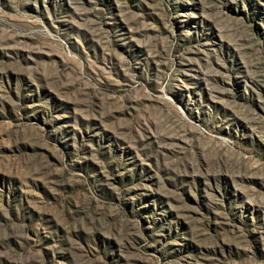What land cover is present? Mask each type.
I'll return each instance as SVG.
<instances>
[{
  "label": "rangeland",
  "instance_id": "374dc122",
  "mask_svg": "<svg viewBox=\"0 0 264 264\" xmlns=\"http://www.w3.org/2000/svg\"><path fill=\"white\" fill-rule=\"evenodd\" d=\"M0 264H264V0H0Z\"/></svg>",
  "mask_w": 264,
  "mask_h": 264
}]
</instances>
